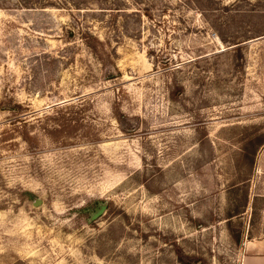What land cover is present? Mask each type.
<instances>
[{
	"label": "rangeland",
	"instance_id": "rangeland-1",
	"mask_svg": "<svg viewBox=\"0 0 264 264\" xmlns=\"http://www.w3.org/2000/svg\"><path fill=\"white\" fill-rule=\"evenodd\" d=\"M263 153L264 0H0V264H241Z\"/></svg>",
	"mask_w": 264,
	"mask_h": 264
},
{
	"label": "crops",
	"instance_id": "crops-1",
	"mask_svg": "<svg viewBox=\"0 0 264 264\" xmlns=\"http://www.w3.org/2000/svg\"><path fill=\"white\" fill-rule=\"evenodd\" d=\"M257 172L264 175V153L260 155L257 163ZM264 198V194H260ZM264 202V199H263ZM262 234L247 238L243 244L244 255L241 264H264V203L262 204Z\"/></svg>",
	"mask_w": 264,
	"mask_h": 264
},
{
	"label": "water",
	"instance_id": "water-1",
	"mask_svg": "<svg viewBox=\"0 0 264 264\" xmlns=\"http://www.w3.org/2000/svg\"><path fill=\"white\" fill-rule=\"evenodd\" d=\"M104 210V207L95 215L98 216L99 214H101V212Z\"/></svg>",
	"mask_w": 264,
	"mask_h": 264
}]
</instances>
